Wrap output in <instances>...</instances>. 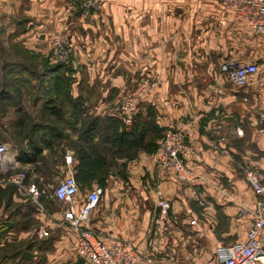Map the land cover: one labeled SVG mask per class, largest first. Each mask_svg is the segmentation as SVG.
<instances>
[{
  "label": "crops",
  "instance_id": "crops-1",
  "mask_svg": "<svg viewBox=\"0 0 264 264\" xmlns=\"http://www.w3.org/2000/svg\"><path fill=\"white\" fill-rule=\"evenodd\" d=\"M69 9L66 0H0V13L26 16L14 42L34 58L47 57L49 39H71L70 90L89 117H108L115 96L139 93L159 77L139 113L155 116L164 130L187 128L201 159L192 166L203 177L179 184L162 176L154 156L143 151L125 164L118 160L104 190L108 200L93 213L91 227L103 237L131 239L145 252L155 232L175 254L174 264H215L219 247L246 239L261 199L246 172H256L264 186V38L209 1L104 0L91 15L74 17L65 15ZM225 60L256 64L257 75L236 89L220 73ZM122 170L125 179L115 174ZM161 200L169 202L167 218L159 216Z\"/></svg>",
  "mask_w": 264,
  "mask_h": 264
},
{
  "label": "built area",
  "instance_id": "built-area-1",
  "mask_svg": "<svg viewBox=\"0 0 264 264\" xmlns=\"http://www.w3.org/2000/svg\"><path fill=\"white\" fill-rule=\"evenodd\" d=\"M104 0H78L72 2L74 13L89 16L98 10ZM220 4L233 14L234 19L243 22L248 30L264 38V0H199ZM69 17V15H68ZM50 57L55 64L73 66L75 45L70 38L50 39ZM258 66L239 60H225L220 65V73L236 89H244L257 75ZM161 84L159 77L152 78L142 91L125 96L115 103L108 116L118 117L124 127L133 126L143 98ZM239 132L238 135H242ZM189 132L185 127L165 130L158 142L156 164L162 176L182 185H193L202 180V174L192 164L200 162V155L188 141ZM74 157L67 153L64 164L68 168L66 176L60 180L53 196L61 205L57 227L72 232L75 237L77 256L84 264H158L131 239L103 237L91 227L92 215L99 208L105 191L94 187L86 195L80 194V186L73 169ZM8 144L0 143V187L14 185L23 188L24 174L9 173ZM246 177L253 192L261 199L248 225L247 237L242 242L219 247L215 264H264V186L256 172L247 171ZM28 194L38 201L40 192L35 187L27 188ZM159 216H169L170 205L166 200L159 202Z\"/></svg>",
  "mask_w": 264,
  "mask_h": 264
},
{
  "label": "rangeland",
  "instance_id": "rangeland-1",
  "mask_svg": "<svg viewBox=\"0 0 264 264\" xmlns=\"http://www.w3.org/2000/svg\"><path fill=\"white\" fill-rule=\"evenodd\" d=\"M77 1L66 0V3L70 5V9L65 15L74 17L76 14H81L73 12L72 2L77 3ZM25 20L26 16L23 13H0L1 75L3 68L7 64L13 65L12 68L16 67L19 70L27 68L31 72L36 71L37 75H40L46 67H49V65L46 66L45 64L47 61L51 65H59L51 60L50 49L47 57L40 60L34 58L33 52L26 49L20 42H14L15 37L24 30V28H19L17 23ZM47 43L49 44V41ZM65 68L67 71L65 70L63 75L71 78V81H73L74 76L70 73V67L66 66ZM1 84L2 82H0V86ZM31 84L32 88H36L38 85L36 80H32ZM67 84L68 88L72 89L73 82L68 81ZM28 89H30L29 86H23L22 108L32 118L39 120L42 116L41 109L38 110L35 107H31L33 104L32 98L35 94ZM125 96V93H119L113 99V103H117ZM72 98L76 99L73 95ZM40 104L42 105V102ZM90 113L91 111L86 109V114ZM46 119L48 120V116ZM15 121V109L4 108L0 110V143L8 144L9 159L11 160V164L7 168H9V173L11 174L25 175L23 188H18L14 185L0 187V225L9 221L10 225H13L11 227H15L9 235L0 238V264H84L76 253L75 235L70 231L57 227V219H60L62 208L53 196L55 188L68 172V168L64 164V157L68 151L74 157L73 169L76 167L75 147L79 133L70 130L69 134L72 137L67 140L65 129L63 138L56 141L51 150H44L42 157L37 163L23 165L16 160L18 149L11 140ZM133 153L135 154V152ZM109 161L111 165L114 164V160L112 162V159H109ZM123 162L124 160H122ZM113 170L117 169L113 167ZM74 173L76 175V170ZM115 174L119 178L125 179L126 177L124 170ZM28 187H35L40 192L38 201H34L28 194ZM90 190H87L81 183V195H84L85 191L89 192ZM104 200L107 201L108 199H102V203ZM147 246V253L155 262L158 264H174L176 260L175 254L165 249L161 237L155 235V232H151V235L148 237Z\"/></svg>",
  "mask_w": 264,
  "mask_h": 264
},
{
  "label": "trees",
  "instance_id": "trees-1",
  "mask_svg": "<svg viewBox=\"0 0 264 264\" xmlns=\"http://www.w3.org/2000/svg\"><path fill=\"white\" fill-rule=\"evenodd\" d=\"M45 64L49 67L40 75L36 71L31 72L27 68L19 70L8 64L1 75L0 110L15 109L16 121L11 140L18 149L16 160L20 164L37 163L44 150H51L55 142L63 138L65 129L79 133L75 147L74 171L76 170L77 182L80 185L82 183L87 190L93 188L88 186L93 182L103 190L107 189L112 166L108 157L112 162L114 160L113 163L124 160L125 164L137 158L138 152L143 151L156 158L158 142L165 130L157 125L155 116L149 113L147 117L150 120L146 121L147 117L144 118L138 112L129 133L124 130L122 121L116 116L89 117L81 100L72 98L67 84L72 79L63 75L66 68L62 65H51L48 61ZM24 69L28 70L27 74L23 73ZM32 80L37 81L36 88L30 86ZM25 85L35 94L32 103L37 105L42 102V116L39 120L32 118L22 108V90ZM66 105L70 107L68 118H65ZM11 226L13 225L9 221L0 225V238L15 229Z\"/></svg>",
  "mask_w": 264,
  "mask_h": 264
},
{
  "label": "bare ground",
  "instance_id": "bare-ground-1",
  "mask_svg": "<svg viewBox=\"0 0 264 264\" xmlns=\"http://www.w3.org/2000/svg\"><path fill=\"white\" fill-rule=\"evenodd\" d=\"M11 161V160H10Z\"/></svg>",
  "mask_w": 264,
  "mask_h": 264
}]
</instances>
